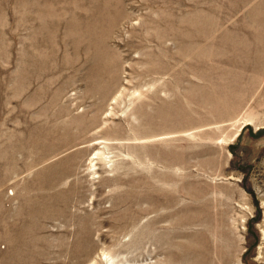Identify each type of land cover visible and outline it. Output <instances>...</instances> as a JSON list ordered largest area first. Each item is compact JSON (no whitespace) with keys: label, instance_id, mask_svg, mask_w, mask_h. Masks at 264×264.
Returning <instances> with one entry per match:
<instances>
[{"label":"rangeland","instance_id":"rangeland-1","mask_svg":"<svg viewBox=\"0 0 264 264\" xmlns=\"http://www.w3.org/2000/svg\"><path fill=\"white\" fill-rule=\"evenodd\" d=\"M79 1L0 0V264H264V0Z\"/></svg>","mask_w":264,"mask_h":264},{"label":"bare ground","instance_id":"bare-ground-1","mask_svg":"<svg viewBox=\"0 0 264 264\" xmlns=\"http://www.w3.org/2000/svg\"><path fill=\"white\" fill-rule=\"evenodd\" d=\"M179 1H180V0H179ZM79 2L81 3L82 0H80ZM86 2H87V1H86ZM166 2H167V1H166ZM166 2H164V3H166ZM171 3H172V2H171ZM178 3H179V2H178ZM103 4H104V3H103ZM174 4H175V3H174ZM179 4H180V3H179ZM179 4H178V5H179ZM166 5H167V4H166ZM135 6H136V5H135ZM172 6H173V5H172ZM168 7H169V6H168ZM168 7H167V8H168ZM170 7H171V6H170ZM170 7H169V8H170ZM109 9H110V8H109ZM150 9H151V8H150ZM170 9H171V8H170ZM174 9H175V8H174ZM180 9H181V8H180ZM126 10H127V9H126ZM178 10H179V9H178ZM117 12H118V11H117ZM151 13H152V12H151ZM172 14H173V13H172ZM180 14H182V12H181ZM166 15H167V14H166ZM166 15H165V16H166ZM127 17H128V16H127ZM99 19H100V18H99ZM180 20H181V19H180ZM183 21H184V20H183ZM122 23H123V22H122ZM146 23H147V22H146ZM173 23H174V22H173ZM143 24H144V23H143ZM145 25H146V24H145ZM152 25H153V24H152ZM136 26H137V25H136ZM142 27H143V26H142ZM113 28H114V27H113ZM136 28H137V27H136ZM140 28H141V27H140ZM102 29H103V28H102ZM138 29H139V28H138ZM148 33H149V32H148ZM153 34H154V33H153ZM141 37H142V36H141ZM107 263H108V264H115V263H113V261H111V260H108Z\"/></svg>","mask_w":264,"mask_h":264}]
</instances>
